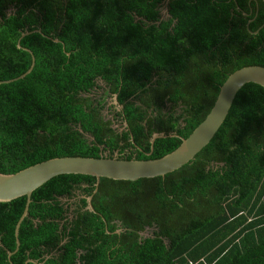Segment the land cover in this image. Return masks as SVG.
Returning <instances> with one entry per match:
<instances>
[{
  "label": "trees",
  "instance_id": "trees-1",
  "mask_svg": "<svg viewBox=\"0 0 264 264\" xmlns=\"http://www.w3.org/2000/svg\"><path fill=\"white\" fill-rule=\"evenodd\" d=\"M24 48L32 72L0 85L2 174L63 157L154 160L205 120L231 74L264 67V2L0 0V81L30 69ZM99 183L68 174L35 190L18 251L27 197L0 203V264H264V88L246 84L179 170Z\"/></svg>",
  "mask_w": 264,
  "mask_h": 264
},
{
  "label": "water",
  "instance_id": "water-1",
  "mask_svg": "<svg viewBox=\"0 0 264 264\" xmlns=\"http://www.w3.org/2000/svg\"><path fill=\"white\" fill-rule=\"evenodd\" d=\"M262 1L264 2V0ZM36 32H40V30ZM18 45L21 48L20 40ZM24 49L32 55L30 69L18 78L0 81V85L23 79L32 72L36 63L35 56L30 49ZM249 83H254L264 88V67L248 66L231 74L221 86L215 104L205 120L188 138L182 140L181 145L175 151L162 158L154 160H123L109 157H63L38 163L11 175H5L0 172V203L10 202L24 196L27 197L25 211L16 227V251H18L20 246V225L28 214L31 197L35 190L55 177L76 174L95 177L97 179V188L94 193H96L101 178L135 182L139 179L164 177L179 170L191 162L211 142L225 122L238 92ZM161 137L165 136L155 135L152 138V151L155 140ZM92 198L93 196L88 199L91 210H93Z\"/></svg>",
  "mask_w": 264,
  "mask_h": 264
},
{
  "label": "rangeland",
  "instance_id": "rangeland-1",
  "mask_svg": "<svg viewBox=\"0 0 264 264\" xmlns=\"http://www.w3.org/2000/svg\"><path fill=\"white\" fill-rule=\"evenodd\" d=\"M100 86H103V83L100 82ZM97 97L100 96H105L106 95V109L103 111V115L105 116L106 119H112L114 117V114L119 111V107L117 108H112V106H116V98L114 96H109V94L106 93V88L101 90L99 93H96L95 96ZM111 107V109H110ZM114 127L123 130V124L120 121H116L114 124ZM79 197L73 198L71 201L72 204H75L78 202ZM153 228H148L146 229L141 235L146 237V236H151L153 233Z\"/></svg>",
  "mask_w": 264,
  "mask_h": 264
},
{
  "label": "flooded vegetation",
  "instance_id": "flooded-vegetation-1",
  "mask_svg": "<svg viewBox=\"0 0 264 264\" xmlns=\"http://www.w3.org/2000/svg\"><path fill=\"white\" fill-rule=\"evenodd\" d=\"M91 197V196H90ZM93 199V198H92ZM89 204V203H88ZM88 208H90V205H89V207Z\"/></svg>",
  "mask_w": 264,
  "mask_h": 264
}]
</instances>
